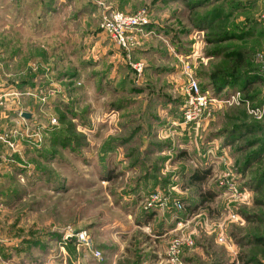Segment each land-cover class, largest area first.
<instances>
[{
	"label": "rangeland",
	"instance_id": "obj_1",
	"mask_svg": "<svg viewBox=\"0 0 264 264\" xmlns=\"http://www.w3.org/2000/svg\"><path fill=\"white\" fill-rule=\"evenodd\" d=\"M200 1L197 9L198 0H0V162L9 167L0 175V264H118L125 254L166 264L182 235L194 245L179 264H264V249L247 239L264 233V219L257 228L244 217H264L249 187L264 162L245 169L257 148H237L257 139L264 160V118L220 104L207 120L183 119L190 77L217 99L240 91L216 97L208 80L215 69L229 71L236 49L247 51L248 71H264V5ZM218 6L223 22L202 31L199 19ZM109 11L147 15L130 52L101 29ZM224 30L243 38L217 44ZM130 62L143 63L141 76ZM251 96L264 104V82ZM242 122L261 131L226 146L221 132ZM203 168L212 169L209 180L190 184ZM210 190L219 197L200 206ZM152 195L158 206L146 209ZM147 212L157 215L150 226Z\"/></svg>",
	"mask_w": 264,
	"mask_h": 264
},
{
	"label": "trees",
	"instance_id": "obj_2",
	"mask_svg": "<svg viewBox=\"0 0 264 264\" xmlns=\"http://www.w3.org/2000/svg\"><path fill=\"white\" fill-rule=\"evenodd\" d=\"M187 1V0H184ZM196 6V5H195ZM194 6V7H195ZM203 5L201 1L198 0L197 6L195 8H202ZM193 8V9H195ZM225 11L222 8L214 7L211 11H208L206 14H203L199 19V24H201L202 31L206 30L209 27H213L216 22H223L222 16H224ZM222 18V19H221ZM228 15L226 19H228ZM255 23V22H254ZM256 25V23H255ZM225 32L214 35V42L217 44H224L231 41H236L243 38L241 30H224ZM221 49V47H220ZM220 52V51H219ZM234 58L231 64L229 71L224 69H215L208 75L209 87L213 91L214 96H221L227 89L239 88L240 92L249 99H253L251 96L254 87L260 83L264 82V71H248V56L245 49H236L234 51ZM204 93V89L202 88ZM244 97V98H245ZM261 131V127L257 124H251L247 122H242L230 126V128L225 129L221 132V136L225 137L224 144L226 146H235L238 143H241L244 139H247L249 136L255 135ZM257 148L255 151H251L246 156L245 169H252L253 165L263 164L264 160L261 157L262 155V145L256 140L246 141L243 145L238 146L239 150L249 151L252 148ZM212 175V169H196L189 178V182L192 185L203 184L208 178ZM253 178L250 181L249 187L255 192L257 197L254 200V206L256 208L264 207V170H261V167L255 169L253 173ZM218 194L215 191H207L206 193H201L200 195V206L205 205L209 202H214ZM262 196V197H261ZM185 209V207H184ZM182 212V211H181ZM180 212V213H181ZM148 216L147 222L152 220L154 214ZM245 221L248 224H252L257 228L263 226L264 217L261 215V212L251 213L249 215H244ZM248 242L254 244L260 248L264 249V233L260 235H249L247 237ZM240 244H243L242 242ZM249 244V243H248ZM129 252V251H128ZM136 256L130 257L128 254L119 260L118 264H143L142 256L135 254ZM141 258V261L139 260ZM133 260V261H132Z\"/></svg>",
	"mask_w": 264,
	"mask_h": 264
},
{
	"label": "built area",
	"instance_id": "obj_3",
	"mask_svg": "<svg viewBox=\"0 0 264 264\" xmlns=\"http://www.w3.org/2000/svg\"><path fill=\"white\" fill-rule=\"evenodd\" d=\"M264 5V0H259ZM150 23L146 14H125L120 11H109L102 15L101 29L107 34L122 51L130 52L136 45V33L141 31L142 28L148 26ZM132 68L136 71L137 75L141 76L144 72V65L141 62H130ZM239 105L243 104L248 114L257 119L262 120L264 118V104L254 105L250 100L244 98V95L237 91L227 99H217L215 97L208 96L202 92L200 83L190 77L188 86L186 87V101L183 109V119L185 124L199 123L206 117L212 114V109L215 105ZM228 187L231 193L235 196H241L238 187L235 183L229 182ZM159 195H152L146 200V209H151L158 206ZM176 210L181 212L184 210V205L176 203ZM236 214H232L231 218H236ZM179 227H184V222L178 223ZM78 241L86 245L89 249H92V240L86 233H80L77 235ZM220 241L224 239L220 237ZM194 245L193 240L186 238L185 236H179L175 238L170 244L165 254L164 261L166 264H179L180 257L183 250L191 248ZM94 254L97 257H101L102 253L96 250Z\"/></svg>",
	"mask_w": 264,
	"mask_h": 264
},
{
	"label": "crops",
	"instance_id": "obj_4",
	"mask_svg": "<svg viewBox=\"0 0 264 264\" xmlns=\"http://www.w3.org/2000/svg\"><path fill=\"white\" fill-rule=\"evenodd\" d=\"M262 18L264 19V14L262 15ZM0 91H1V89H0ZM2 91H5V90L3 89ZM204 120H207V119H204ZM0 165L3 166V168H0V175L4 178V176H5V169H6V172H9L8 163H5V161H4V159H3V161L0 162ZM192 174H193V173H191V175H192ZM191 175H190V176H191ZM7 176H8V174H7ZM190 176H189V178H190ZM210 177H211V176H210ZM210 177H209V178H210ZM209 178H208V180H209ZM208 180H207V181H208ZM207 181H206V182H207ZM216 193H217V192H216ZM217 194H218V193H217ZM219 195H220V194H218L217 198L219 197ZM217 198H216V199H217ZM216 199H215V200H216ZM147 214L150 215V214H152V213H151V212H147ZM156 217H157V215H154L153 218H152V220H149V222H147V223H146V221H147L148 217H145L146 220H144V224L147 225V226H150V225L152 224V222L155 220ZM167 234H169V233L167 232L166 235H167ZM124 256H126V254H125ZM124 256H123V257H124ZM123 257H122V258H123ZM122 258H121V259H122ZM152 264H153V263H152Z\"/></svg>",
	"mask_w": 264,
	"mask_h": 264
},
{
	"label": "water",
	"instance_id": "obj_5",
	"mask_svg": "<svg viewBox=\"0 0 264 264\" xmlns=\"http://www.w3.org/2000/svg\"><path fill=\"white\" fill-rule=\"evenodd\" d=\"M23 117L26 118V119H29L30 118V114L23 113Z\"/></svg>",
	"mask_w": 264,
	"mask_h": 264
}]
</instances>
